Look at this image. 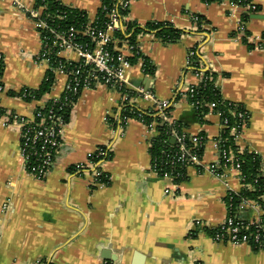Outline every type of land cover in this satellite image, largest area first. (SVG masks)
<instances>
[{"label":"crops","instance_id":"obj_1","mask_svg":"<svg viewBox=\"0 0 264 264\" xmlns=\"http://www.w3.org/2000/svg\"><path fill=\"white\" fill-rule=\"evenodd\" d=\"M60 1L87 12L90 21L101 5V0ZM254 1L258 11L245 15L228 1L133 0L125 30L131 33L127 23H169L186 31L176 43H165L151 30L137 36L155 70L145 74L139 59L128 70L130 85L145 86L161 99H171L196 82L186 62L189 50L200 44L201 66L218 74L222 97L243 104L250 113L239 146L261 156L264 178V51L234 38L242 20L250 33L264 31V0ZM192 15L204 18V30H192ZM41 46L30 17L14 7L13 0H0V109L31 117L38 106L62 94L65 78L56 76L40 99L20 95L23 89L39 90L44 84L48 67L38 60ZM65 55L76 60L73 53ZM120 103L121 94L112 86L84 87L68 111L62 146L44 179L26 171L19 131L0 127V264H264V247L218 244L208 233L190 234L194 219L211 225L225 219L228 187L195 167L187 169L181 183L158 178L151 170L150 135L142 121L130 118L112 139L109 120L118 117ZM172 109L175 120L187 123V132L208 136L202 163H213L212 140L220 134L221 118L211 113L206 123L197 122L186 100ZM101 145L113 149L104 167L109 181L93 187L92 178L78 176L74 165L86 163ZM229 185L236 192L242 189L236 179ZM245 211L249 218L255 214Z\"/></svg>","mask_w":264,"mask_h":264},{"label":"built area","instance_id":"obj_2","mask_svg":"<svg viewBox=\"0 0 264 264\" xmlns=\"http://www.w3.org/2000/svg\"><path fill=\"white\" fill-rule=\"evenodd\" d=\"M132 1L101 0L99 10L108 9L105 27L98 28L95 25L98 20L97 14L93 21L89 19L86 29L79 30L74 26L68 29L55 27L50 21V15L45 12L46 7L44 5H37L36 0H33L34 4L32 7H27L22 0H13L14 7L30 17L40 36L42 46L38 54V60L45 63L48 67V73H46L44 82L53 81V78L56 76H63L65 78L62 94L50 99L45 105L38 106L31 117L20 116L8 110L3 112L0 109V127L14 128L19 131V155L26 171L35 179H44L50 173L62 146L61 137L64 126L67 124L68 111L73 108L84 87L104 84L114 87L121 94L118 117L109 120L112 132L114 133L113 140L115 134L122 133L127 120L131 118L124 115L129 106L139 110L142 115L151 116L152 119L149 122L140 120L149 131L150 148L154 143V137L158 134L157 125L159 122L156 120L157 118L161 120V124L172 125L175 119L167 112L169 108L175 106L179 100H186L192 108L197 105L195 102H190L189 99L193 97L196 88L208 79V76L204 74L206 70L202 66L194 64L193 57L195 52L193 48H198L197 54L199 56V43L189 50L186 62V71L193 73L196 82L180 89L175 93L173 98L161 99L145 86L133 87L130 85L128 70L133 64L129 57L140 53V46L138 44L136 46L130 45L124 39L120 40L114 37V32L120 29L124 35L131 34L126 33L125 30V23L129 18V14L124 15L121 11H128ZM222 1H228L232 5L244 9L245 15L258 11V5L254 0H237L238 2H233V0ZM191 19L194 24L192 30L199 32L197 16L192 15ZM246 24L244 20L240 22L234 38H240L246 46L252 49L264 51V31L259 34L250 33ZM203 26L204 21L201 23V27ZM78 35L86 36L88 41H78ZM122 41L123 43H121ZM117 43L121 44L119 48ZM124 44L126 48L122 47ZM66 53L76 55V60L66 56ZM2 60V56L0 55L1 65ZM70 65L72 67H69ZM142 70L145 73L143 60ZM50 74H53V76H50ZM1 77L0 71V91H3L4 86L1 83ZM20 95L26 100L30 96L31 100L29 101L37 100L33 94L29 93L28 89H23ZM141 102H146L147 105L144 107L141 105ZM233 103L236 105L240 104ZM206 106L209 108L206 117L214 113L221 118L220 134L212 140L216 151V160L207 167L203 166L204 150L203 154H200V147L203 145L205 148L206 143L209 141L207 135H202L201 133L190 134L186 130L179 133L177 130L172 129L170 130L171 141L177 143V152L173 153L169 160L165 162L155 163L152 159L151 170L158 178L169 179L174 183H177L175 179L181 175L177 171L178 167L185 169L186 172L189 167H195L200 172L206 171L222 179L229 189L225 197L228 209L227 216L217 225H211L202 219H194L190 234L193 235L194 231L196 233L205 232L218 244L238 246L249 244L254 248L261 249L264 247V223L262 219L264 207L258 200L243 198L239 204V209H251L255 213L254 216L244 221L239 220L234 215L232 206L233 194H239L245 187L246 183L244 182L246 177L242 174L240 163L235 162L233 153L227 151L225 148V142L222 138L223 132L230 129V134L233 136L235 144L240 147L239 141L250 119V113L246 108L243 111L234 112V115L242 119V121L230 127L228 120L222 118V112L215 110V102H209ZM111 146H98L86 163L74 165V172L78 176H90L93 187L105 184L109 180V177L106 175L104 167L112 158L113 149ZM245 149L247 148L240 147V151ZM249 151L256 153L252 150ZM163 166H166L169 170L161 172ZM233 173L235 177L232 176ZM232 179H236L241 183L242 189L240 191L236 192L230 188L229 181ZM260 181L264 186L262 169L254 180L257 184ZM248 186L253 187L252 184H248ZM104 264L108 263L104 262Z\"/></svg>","mask_w":264,"mask_h":264},{"label":"trees","instance_id":"obj_3","mask_svg":"<svg viewBox=\"0 0 264 264\" xmlns=\"http://www.w3.org/2000/svg\"><path fill=\"white\" fill-rule=\"evenodd\" d=\"M37 5H44L46 7V13L50 15V21L51 23L59 28V29H68L71 26L76 27L79 30L86 29L89 17L87 12L74 8L72 6H67L63 4L60 0H36ZM206 3H212V2H221L222 0H204ZM233 2H238L237 0H233ZM111 4V3H109ZM110 7V5H109ZM108 7V8H109ZM107 10H99L98 12V20L96 22V26L98 28H104L105 23L107 22L106 13ZM122 14H129V10L121 11ZM198 18V28L201 30H204L203 27H201V23L203 21V17L199 15H195ZM128 30L131 31L132 35L131 37L127 38L126 40L130 45L136 46L137 44V36L140 33H145L149 30L154 31L156 36L162 39L165 43H176L179 42L183 36V34L186 33V31L177 29L173 25L169 23H147L144 27L139 26L136 23H127ZM114 37L122 40L125 39V35L122 30H116L114 32ZM77 40L81 42L88 41V38L86 36H77ZM198 48H193V51L195 52L193 60L194 64L196 66H201V62L199 61V56L197 54ZM137 51V50H136ZM142 59L145 65V73L149 75L154 74L155 67L150 62V60L145 57L142 52L135 54L132 57H129L132 64H135L138 62L139 59ZM74 64V63H72ZM69 67H72L70 65ZM205 76H208V79H206L202 85H199L196 88V91L193 95V97L190 100V102H195V107L192 108L193 111V117L194 119L199 123H206V114L209 112V108L206 106L209 102H215L216 103V111L222 112V118H226L228 120L229 126H233L239 122L242 121L239 117L234 115V112L243 111L246 107L243 104L236 105L232 101L226 100L221 95V89L220 86H218V74L216 72H213L211 70L204 71ZM50 76H53V74H50ZM52 84V80L44 82L43 86L37 90V89H28L30 94H33L35 96V99L40 98L42 95L47 93L50 90ZM27 100H31V97H27ZM172 108L168 109L169 115H172ZM1 111L5 112V109H1ZM124 115H127L128 117L135 118L138 120H144L145 122L151 121V116L149 115H142L139 110L128 107L126 111L124 112ZM156 119V118H154ZM159 124L157 125L158 134L154 137V143L152 147L150 148L151 157L156 163H161L169 160L170 156L173 153H176L178 150V145L176 142H172V136L170 134V130L175 129L179 133H181L185 128H187V123L184 120H175L172 125H168L166 123L161 124V120L159 118L156 119ZM202 135H206L205 133H202ZM222 138L225 142V148L227 151H230L233 153L235 162H239L241 166L242 174L246 177V180L244 183H246L245 187L240 191L239 194H233L232 199V206L234 215L239 220L247 221L249 217L246 216V211L239 209V204L243 198L248 199H255L258 200L261 205L264 207V202L261 199L264 194V186L263 183H255L254 180L257 177V175L261 172L262 169V159L261 156L257 153L250 152L249 150L245 149L243 151H240V147H238L234 140L233 136L230 134V129H227L223 132ZM204 146L202 145L200 147V154H203ZM169 169L166 166H163V169L161 172H166ZM177 171L181 173L179 177L175 179V182L181 183L182 181L187 179V172L185 169L177 168ZM109 181V180H108ZM108 181L106 183H108ZM248 184H252L253 187H249ZM263 223H264V216H263ZM257 249V248H255Z\"/></svg>","mask_w":264,"mask_h":264},{"label":"water","instance_id":"obj_4","mask_svg":"<svg viewBox=\"0 0 264 264\" xmlns=\"http://www.w3.org/2000/svg\"><path fill=\"white\" fill-rule=\"evenodd\" d=\"M108 259H110V258H108Z\"/></svg>","mask_w":264,"mask_h":264}]
</instances>
